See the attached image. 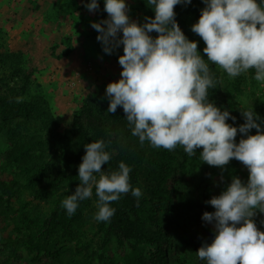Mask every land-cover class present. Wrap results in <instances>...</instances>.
Masks as SVG:
<instances>
[{"label":"clouds","instance_id":"clouds-1","mask_svg":"<svg viewBox=\"0 0 264 264\" xmlns=\"http://www.w3.org/2000/svg\"><path fill=\"white\" fill-rule=\"evenodd\" d=\"M145 2L154 16L143 23L130 18L127 0H103L107 17L91 22L104 53L123 49L119 78L105 86L107 111L122 107L131 134L141 144L168 150L179 145L189 156L199 152L201 162L221 169L232 159L242 162L247 180L233 176L205 201L214 211H204L202 220L212 225L214 234L195 253L202 264H264V230L253 219L257 211L264 213V117L254 108L240 109L244 122L230 124L229 118L235 121L236 116L209 98L218 84L210 62L232 78L254 70V79L264 84V0H203L191 31L203 40L206 58L175 18V6L191 0ZM85 7L98 11L99 0H86ZM83 146L79 183L62 201L67 215L91 198L93 189L97 221L110 220L116 211L111 202L121 194L131 192L138 203L143 193L130 184L128 165L121 161L117 170H104L111 159L105 141Z\"/></svg>","mask_w":264,"mask_h":264},{"label":"trees","instance_id":"trees-1","mask_svg":"<svg viewBox=\"0 0 264 264\" xmlns=\"http://www.w3.org/2000/svg\"><path fill=\"white\" fill-rule=\"evenodd\" d=\"M99 4L98 15L102 20L107 13L103 0ZM202 7L203 0L175 6V18L187 37ZM141 8L145 17L154 16L145 0H142ZM188 38L198 41V50L206 58L203 40ZM70 51L71 47L61 56ZM9 61H12L9 67H13L17 80L7 88L8 91L0 92V117L4 119L3 126H6L9 139L5 165L13 166L16 171L13 178L0 179V190L9 197L19 198L26 189L34 199L52 204L42 222L45 231L42 237L56 230L70 234L82 212L90 203L96 204L93 189V196L80 201L73 215L68 216L62 207V201L79 183L77 173L85 153L83 145L103 139L106 150L111 153L104 170H117L119 163L124 162L131 168L130 184L139 187L143 194L138 203L131 192L121 194L119 200L111 202L115 214L108 221L97 222L102 244L108 245L115 240L122 254L121 264H202L195 251L211 238L200 229L197 209L201 206L214 211L213 206L205 201L215 195L211 177L220 171L219 167L201 162L199 152L189 156L179 145L168 150L155 148L147 141L141 144L138 137L131 134L122 107L109 113L108 101L92 94L83 98L73 113L70 126L60 132L59 123L43 96L33 99L34 103L22 100L30 90L33 70L20 64L19 52L5 51L0 45V62ZM213 65L210 62V66ZM210 93L209 98L216 105L221 104L220 90L210 89ZM20 109L23 120L10 121L8 118L15 116ZM23 205L26 206L25 202ZM23 205L19 206L18 219L21 225L30 229L38 218H30L29 213L23 211ZM253 219L257 227L264 230V223H261L264 213L257 211ZM206 224L213 232L212 225ZM20 226L16 228L21 229ZM20 234L16 238L0 239V251L10 249L16 256L17 247L22 242L38 236L34 231ZM45 239L43 246L50 243L48 237Z\"/></svg>","mask_w":264,"mask_h":264},{"label":"rangeland","instance_id":"rangeland-1","mask_svg":"<svg viewBox=\"0 0 264 264\" xmlns=\"http://www.w3.org/2000/svg\"><path fill=\"white\" fill-rule=\"evenodd\" d=\"M60 2L61 4L57 6L64 12L65 21L71 22L69 23L70 25L75 24L73 26L75 28V30L73 29L74 34H70L71 28L69 27L66 29L69 34L60 37V41L65 48L63 46L60 47L59 42L51 41L58 38V35L55 37V34L48 38L50 42L46 43V47L41 46L35 40L31 41L29 38L30 34L26 33H18L11 37L12 40H10L9 30L14 26L5 27V30L2 25H0V45L5 51L19 52L21 57L20 64L33 70L30 90L22 100L34 103L33 99L43 96L48 101L59 123V131L63 132L64 129L70 126L74 111L86 95L92 94L101 100L108 101L105 96V86L109 81L119 78L121 65L118 63V55L122 54L123 49L122 46H119L111 54L103 52L101 43L97 40L98 32L91 26L92 21H100L98 11H89L85 7L86 0H61ZM127 2L130 6V18L143 23L145 13L141 8L142 0H127ZM26 16L29 17L30 15L27 13ZM40 35H43V33ZM18 37H21L23 41H17ZM39 37L41 38V36ZM188 37L201 39L191 30ZM42 44L44 45L43 40ZM202 45L203 47L205 46V44ZM69 47L73 50L70 59L64 60L65 57L60 58V53L66 52ZM89 54L95 56V58ZM74 61L78 65L72 68ZM11 62H0V92L8 91L7 88L17 80L13 67H9ZM210 68L218 82L217 88L222 94L220 98L221 104L217 106L228 108L231 114L236 116L235 121L229 118L228 123L239 125L244 122L240 109L254 108L261 117H264V84L254 79V70H249L232 78L215 64L213 67L210 66ZM64 69L67 70V74H59V70ZM83 76L85 78L88 76L90 78V80L87 79L89 82H86ZM91 81L92 84L90 85ZM80 86L83 88L82 92L85 95L81 99L80 95L78 96L76 93L80 91ZM22 117L23 112L20 109L15 116L8 119L12 122H17L22 121ZM3 120L0 117V179H11L16 170L13 166L7 167L5 165L9 139L6 133V126H3ZM250 131L255 133L256 129H251ZM240 136L241 134L238 133L237 141ZM217 169L220 171L211 177L214 179L213 195H218L233 176L240 177L242 181H246L248 177L246 166L236 159H232L224 169ZM207 176L208 174L206 178ZM199 200L200 198L198 197ZM24 202L26 206L23 205ZM20 205L24 206L23 211H27L30 218H38L30 229L21 225L20 219H18V215L21 212L19 211ZM51 206L52 204L48 201L34 199L26 189L22 191L19 198L16 196L9 197L6 194H2L0 190V239L8 236L16 238L21 232L29 233L34 231L38 234L30 241L22 242L17 247L18 254L16 256L13 255L10 249L0 251V264L122 263V254L115 240H112L108 245H103L101 242V233L97 230L98 221L95 219L97 205L94 202L90 203L82 212L81 219L74 223V230L70 234L56 230L47 232L46 236L42 237L43 232H45L42 222L44 217L49 214ZM205 209L201 206L197 209L200 229L205 236L210 234L211 238L214 233L209 231V225L202 220V213L207 211ZM17 226H20L21 229H17ZM46 237L49 238L50 243L43 246L42 244L45 242ZM47 248L49 249L44 251Z\"/></svg>","mask_w":264,"mask_h":264},{"label":"crops","instance_id":"crops-1","mask_svg":"<svg viewBox=\"0 0 264 264\" xmlns=\"http://www.w3.org/2000/svg\"><path fill=\"white\" fill-rule=\"evenodd\" d=\"M60 1L61 0H0V25H2L5 30L7 27L14 26L9 30L10 40H12L11 37L18 33H26L30 34L29 38L31 41L35 40L41 46H45L47 42H50L48 38H51V35L53 36V34H55V37L58 35V38L52 39L51 41H57L61 45L60 47L63 46L65 48L64 44L60 41V37L69 34L66 30L69 27L71 28V31H69L70 34H74L75 28H73V26L75 24L73 23V25H70L69 23L71 22H68L67 20L65 21L64 12L57 6L58 4H61ZM27 13L30 15L29 17L26 16ZM41 33H43V35H40ZM39 36H41V38ZM16 40L23 41L21 37H18ZM42 40L44 45L42 44ZM72 53L73 50H71L68 55H62L59 57H65L64 60H67L70 59ZM89 55L95 58V56L91 54ZM75 62L76 61L72 64V68L78 65V63ZM66 71L67 70L65 69L59 70V74L66 75ZM83 79H85L86 82H89L88 80H90L88 76L86 78L83 76ZM91 84L92 81L90 82V85ZM82 89L83 88L80 86V91L76 92L78 96L80 95V99L85 96Z\"/></svg>","mask_w":264,"mask_h":264}]
</instances>
